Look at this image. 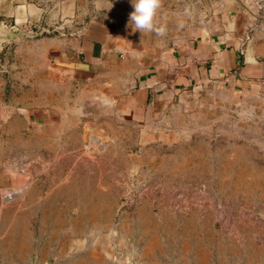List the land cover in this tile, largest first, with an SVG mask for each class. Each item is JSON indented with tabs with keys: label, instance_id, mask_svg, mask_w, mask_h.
Listing matches in <instances>:
<instances>
[{
	"label": "rangeland",
	"instance_id": "374dc122",
	"mask_svg": "<svg viewBox=\"0 0 264 264\" xmlns=\"http://www.w3.org/2000/svg\"><path fill=\"white\" fill-rule=\"evenodd\" d=\"M32 1L38 21L0 25V88L18 105L0 126V163L25 174L0 193V264H264V94L198 84L146 128L78 102L72 80L55 88L54 142L41 143L38 106L20 105L45 98V81L16 49L73 38L95 0Z\"/></svg>",
	"mask_w": 264,
	"mask_h": 264
},
{
	"label": "crops",
	"instance_id": "0c3cea01",
	"mask_svg": "<svg viewBox=\"0 0 264 264\" xmlns=\"http://www.w3.org/2000/svg\"><path fill=\"white\" fill-rule=\"evenodd\" d=\"M132 11L130 0H95L94 15L79 21L73 38L40 37L18 44L16 51L45 81L38 84L45 98L31 93L20 105L38 106L33 117L37 141L54 142L48 129L54 126L49 112L56 108L55 88L61 84L70 91L73 81L78 102L87 96L98 106L129 113L146 128L153 115L176 100L182 104L187 89L198 84L264 94V0H205L201 5L199 0H161L154 20L162 34L132 31ZM61 14L73 19L76 9ZM41 15L32 0H0L4 27H24ZM2 94L0 88V126L5 127L7 106L18 105L7 104ZM24 175L0 163V193L23 186Z\"/></svg>",
	"mask_w": 264,
	"mask_h": 264
},
{
	"label": "clouds",
	"instance_id": "9594fccd",
	"mask_svg": "<svg viewBox=\"0 0 264 264\" xmlns=\"http://www.w3.org/2000/svg\"><path fill=\"white\" fill-rule=\"evenodd\" d=\"M160 2L161 0H130L133 11L129 14L128 26L132 31L163 33V29L157 27L154 20Z\"/></svg>",
	"mask_w": 264,
	"mask_h": 264
},
{
	"label": "water",
	"instance_id": "95a60500",
	"mask_svg": "<svg viewBox=\"0 0 264 264\" xmlns=\"http://www.w3.org/2000/svg\"><path fill=\"white\" fill-rule=\"evenodd\" d=\"M13 29H16V28H12V27H10V30H6V31H11V30H13ZM29 36L31 35H34V33H27ZM3 36V37H2ZM0 39H4V40H6L7 39V35H1L0 36Z\"/></svg>",
	"mask_w": 264,
	"mask_h": 264
}]
</instances>
